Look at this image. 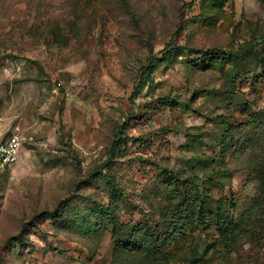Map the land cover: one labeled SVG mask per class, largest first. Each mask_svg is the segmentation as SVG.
Here are the masks:
<instances>
[{
  "label": "rangeland",
  "instance_id": "374dc122",
  "mask_svg": "<svg viewBox=\"0 0 264 264\" xmlns=\"http://www.w3.org/2000/svg\"><path fill=\"white\" fill-rule=\"evenodd\" d=\"M14 133L0 264H264V0H0Z\"/></svg>",
  "mask_w": 264,
  "mask_h": 264
},
{
  "label": "trees",
  "instance_id": "16d2710c",
  "mask_svg": "<svg viewBox=\"0 0 264 264\" xmlns=\"http://www.w3.org/2000/svg\"><path fill=\"white\" fill-rule=\"evenodd\" d=\"M181 209H183V216L186 218L187 222L193 219L199 224H204V221L213 218L216 220V224L219 225V228L227 225L226 216L220 210H211L209 204L204 199L192 201L187 198L183 202ZM230 225L232 224L230 223Z\"/></svg>",
  "mask_w": 264,
  "mask_h": 264
},
{
  "label": "built area",
  "instance_id": "2783aa9c",
  "mask_svg": "<svg viewBox=\"0 0 264 264\" xmlns=\"http://www.w3.org/2000/svg\"><path fill=\"white\" fill-rule=\"evenodd\" d=\"M22 139L16 133L7 137H0V172L6 171L17 163Z\"/></svg>",
  "mask_w": 264,
  "mask_h": 264
}]
</instances>
